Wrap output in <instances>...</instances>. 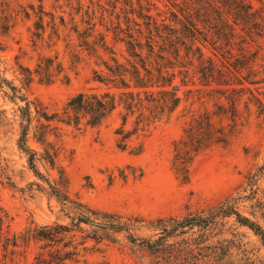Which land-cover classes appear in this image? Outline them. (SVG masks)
Returning a JSON list of instances; mask_svg holds the SVG:
<instances>
[{"label":"rangeland","instance_id":"rangeland-1","mask_svg":"<svg viewBox=\"0 0 264 264\" xmlns=\"http://www.w3.org/2000/svg\"><path fill=\"white\" fill-rule=\"evenodd\" d=\"M89 5L88 0H0V77L5 79H0V207L8 215L10 233L35 224L72 226L83 216L89 223L72 226L67 239L88 248L84 258L89 264H264V241L233 215L184 227L169 221L207 217L230 196V203L264 230V36L252 47V55H258L252 65L239 43L234 57L219 61L217 69L232 75L229 95L236 101L214 119L231 131L230 137L195 157L188 181L176 175L172 158L173 142L190 110L205 105L219 112L216 105L228 106L224 100L192 98L184 91L189 86L178 91L181 101L170 118L130 137L125 149L117 146L115 133L120 109L94 127L50 121L46 139L67 177L65 184L32 137L39 123L36 109L58 113L71 95L103 90L93 71L112 54L101 47L98 32L119 60L126 55L124 44L108 31L117 11H98L89 20ZM203 51L212 54L209 45ZM21 67L30 69L31 82L24 80L27 72ZM12 86L19 90L16 95L32 102L27 145L35 153L38 174L18 146L25 101L13 96ZM130 128L129 122L125 130ZM36 248L34 241L19 247L15 264H29Z\"/></svg>","mask_w":264,"mask_h":264},{"label":"trees","instance_id":"trees-1","mask_svg":"<svg viewBox=\"0 0 264 264\" xmlns=\"http://www.w3.org/2000/svg\"><path fill=\"white\" fill-rule=\"evenodd\" d=\"M256 1L258 5L254 3ZM90 5L85 11L89 20L101 13L117 11L116 22L110 21L113 38L124 44L126 55L119 60L108 46L105 35L98 32L101 47L108 49L112 56L102 61L103 68L94 70V79L105 86L102 91H79L71 95L63 110L53 114L37 111L38 125L32 137L43 145L42 158L65 184L68 182L61 167H57L55 151L47 141L50 121L58 120L66 124L89 126L100 125L116 109H120V126L115 133L119 135L117 146L125 149L127 140L143 135L156 123L170 118L181 101L178 91L187 87L185 93L192 98H215L224 103L216 105L220 111L205 105L198 110H190L184 123L182 134L173 142L172 166L181 181L189 179L190 166L200 153L218 144H226L230 130L223 124H217L214 116L222 113L236 99L229 93L233 85L232 75L221 71L220 64L232 55L234 45L239 43V50L246 57L248 64L256 60L252 47L264 36V0H88ZM95 21V20H94ZM95 23H92V26ZM110 28V27H109ZM91 30L92 29L90 27ZM212 48L206 55L203 47ZM258 54V50H256ZM223 58H220L221 55ZM220 55V57H219ZM264 59V58H263ZM27 74L24 80L31 82L30 69L21 67ZM40 74V73H38ZM46 81L52 76L46 72ZM1 79V77H0ZM5 81V79H1ZM250 83H253L250 81ZM176 86V87H175ZM13 96L25 101L20 107V136L18 146L29 154L28 162L36 174L35 153L27 145L29 127L32 120L30 104L25 97L16 95L19 91L12 86ZM250 91V89H249ZM251 92L257 103L261 100ZM45 120L47 123L41 121ZM130 122L131 128L125 130ZM57 185L61 183L57 182ZM59 197V188L54 187ZM64 200H69L64 195ZM227 197L210 215L181 220L169 219L177 226L184 227L193 222H213L219 218L233 215L238 223L253 230L264 241L262 227L241 214ZM85 210L91 214L96 211ZM217 214V215H216ZM89 217H80L79 223H89ZM200 224V223H198ZM67 224L53 222L35 226L29 225L22 232L10 233L8 215L0 207V264H15V256L20 254L19 247H26L31 241L37 244L36 251L29 264H89L84 258L88 248L83 243L68 241V232L74 228ZM148 246H151L149 243ZM157 250V249H156ZM163 251V249L161 250ZM107 264V263H98Z\"/></svg>","mask_w":264,"mask_h":264},{"label":"water","instance_id":"water-1","mask_svg":"<svg viewBox=\"0 0 264 264\" xmlns=\"http://www.w3.org/2000/svg\"><path fill=\"white\" fill-rule=\"evenodd\" d=\"M176 87V86H175Z\"/></svg>","mask_w":264,"mask_h":264}]
</instances>
